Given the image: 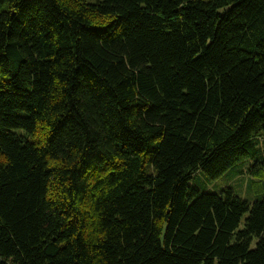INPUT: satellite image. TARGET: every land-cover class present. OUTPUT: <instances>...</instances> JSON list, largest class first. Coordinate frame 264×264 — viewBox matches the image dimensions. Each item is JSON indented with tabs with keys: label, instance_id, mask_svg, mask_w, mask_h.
I'll return each mask as SVG.
<instances>
[{
	"label": "trees",
	"instance_id": "1",
	"mask_svg": "<svg viewBox=\"0 0 264 264\" xmlns=\"http://www.w3.org/2000/svg\"><path fill=\"white\" fill-rule=\"evenodd\" d=\"M262 139L264 0H0V264H264Z\"/></svg>",
	"mask_w": 264,
	"mask_h": 264
},
{
	"label": "rangeland",
	"instance_id": "2",
	"mask_svg": "<svg viewBox=\"0 0 264 264\" xmlns=\"http://www.w3.org/2000/svg\"><path fill=\"white\" fill-rule=\"evenodd\" d=\"M260 150L264 153V139L260 142ZM257 165L253 159H247L236 165L227 174L216 181H208L202 172H199L190 182L202 192L218 194L224 189H232L234 194L243 201L253 204L264 199V167H260L262 176L254 173Z\"/></svg>",
	"mask_w": 264,
	"mask_h": 264
}]
</instances>
